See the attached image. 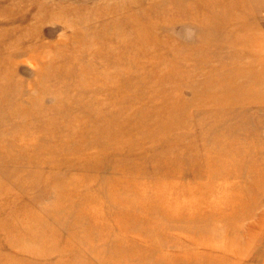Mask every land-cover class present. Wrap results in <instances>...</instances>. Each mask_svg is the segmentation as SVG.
Instances as JSON below:
<instances>
[{"label": "rangeland", "instance_id": "1", "mask_svg": "<svg viewBox=\"0 0 264 264\" xmlns=\"http://www.w3.org/2000/svg\"><path fill=\"white\" fill-rule=\"evenodd\" d=\"M0 264H264V0H0Z\"/></svg>", "mask_w": 264, "mask_h": 264}]
</instances>
